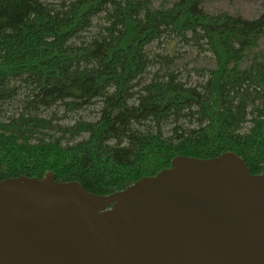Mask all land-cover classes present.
Listing matches in <instances>:
<instances>
[{
	"label": "trees",
	"instance_id": "16d2710c",
	"mask_svg": "<svg viewBox=\"0 0 264 264\" xmlns=\"http://www.w3.org/2000/svg\"><path fill=\"white\" fill-rule=\"evenodd\" d=\"M204 1L0 0V179L52 171L109 194L170 166L175 148L231 150L262 172L264 12L214 14ZM161 38L167 53L155 54ZM178 39L211 53L200 80L175 70ZM93 104L94 119L50 114Z\"/></svg>",
	"mask_w": 264,
	"mask_h": 264
},
{
	"label": "water",
	"instance_id": "95a60500",
	"mask_svg": "<svg viewBox=\"0 0 264 264\" xmlns=\"http://www.w3.org/2000/svg\"><path fill=\"white\" fill-rule=\"evenodd\" d=\"M0 264H264V170L227 150L102 195L52 171L1 178Z\"/></svg>",
	"mask_w": 264,
	"mask_h": 264
},
{
	"label": "rangeland",
	"instance_id": "374dc122",
	"mask_svg": "<svg viewBox=\"0 0 264 264\" xmlns=\"http://www.w3.org/2000/svg\"><path fill=\"white\" fill-rule=\"evenodd\" d=\"M172 2L173 0H151L154 7L171 5ZM202 6L210 13L228 12L249 19L255 18L264 12V0H207L203 2ZM172 44L174 48L173 58L176 61L174 68L177 73L180 74V77L188 83L200 80L202 76L201 70L214 67V59L209 51H205L203 45L198 46L192 41L187 42L179 39L172 42ZM152 49L155 54L167 53L166 43L162 38L153 43ZM258 49L264 51V36L259 40ZM153 70L155 69L153 68ZM148 79L149 75L143 76L140 80V84L146 83ZM97 109L98 104L85 107V109L77 112L54 108L50 111V114L53 116L54 120L56 119L64 124H71L77 118L94 119L97 117ZM181 150L183 151L186 149L182 148ZM176 151L177 148L174 149V155H176ZM164 153L169 154L171 152L164 151Z\"/></svg>",
	"mask_w": 264,
	"mask_h": 264
}]
</instances>
